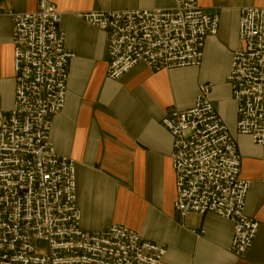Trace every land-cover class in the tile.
I'll return each instance as SVG.
<instances>
[{
	"label": "built area",
	"instance_id": "built-area-1",
	"mask_svg": "<svg viewBox=\"0 0 264 264\" xmlns=\"http://www.w3.org/2000/svg\"><path fill=\"white\" fill-rule=\"evenodd\" d=\"M77 17L106 34L111 81L138 65L156 74L201 68L206 41L220 25L196 0H176L170 10ZM62 18L49 0H38L34 12L11 14L16 91L9 114L0 108V264H162L167 248L133 230L117 224L90 234L81 228L76 161L51 142L76 58L65 47ZM239 21L226 77L238 113L236 135L264 149V8L245 7ZM213 90L199 86L195 105L170 111L161 125L173 142L175 210L182 218L214 214L229 221L237 258L252 248L259 223L245 213L250 182L241 179L236 136L215 110Z\"/></svg>",
	"mask_w": 264,
	"mask_h": 264
},
{
	"label": "crops",
	"instance_id": "crops-1",
	"mask_svg": "<svg viewBox=\"0 0 264 264\" xmlns=\"http://www.w3.org/2000/svg\"><path fill=\"white\" fill-rule=\"evenodd\" d=\"M62 13L65 47L76 58L69 65L65 109L54 118L51 142L76 161L77 205L83 231L101 233L121 225L147 242L167 248L162 264H264V149L236 135L238 113L226 77L238 45L240 11L264 8V0H196L219 18L215 38L206 41L201 68L153 73L138 65L120 80L107 78L105 33L77 17L84 12L170 10L176 0H49ZM38 0H0V108L14 106L12 13L34 12ZM214 86L215 110L236 136L241 179L250 182L245 213L259 223L252 248L231 252L233 229L214 214L175 210L173 142L161 125L170 111H188L198 88Z\"/></svg>",
	"mask_w": 264,
	"mask_h": 264
},
{
	"label": "rangeland",
	"instance_id": "rangeland-1",
	"mask_svg": "<svg viewBox=\"0 0 264 264\" xmlns=\"http://www.w3.org/2000/svg\"><path fill=\"white\" fill-rule=\"evenodd\" d=\"M43 246V245H42Z\"/></svg>",
	"mask_w": 264,
	"mask_h": 264
}]
</instances>
